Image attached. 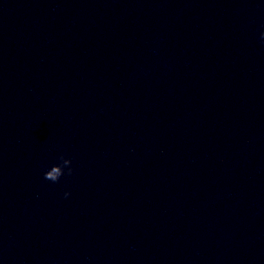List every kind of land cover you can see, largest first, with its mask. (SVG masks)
<instances>
[{"label": "clouds", "instance_id": "9594fccd", "mask_svg": "<svg viewBox=\"0 0 264 264\" xmlns=\"http://www.w3.org/2000/svg\"><path fill=\"white\" fill-rule=\"evenodd\" d=\"M261 41L264 42V32L260 34ZM58 163L53 164L50 169L44 172V179L52 182L53 184L58 183L62 176L73 174V161L71 158H67L64 154H60L58 157ZM70 192H65L64 196L67 198L70 196Z\"/></svg>", "mask_w": 264, "mask_h": 264}]
</instances>
